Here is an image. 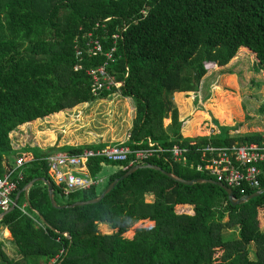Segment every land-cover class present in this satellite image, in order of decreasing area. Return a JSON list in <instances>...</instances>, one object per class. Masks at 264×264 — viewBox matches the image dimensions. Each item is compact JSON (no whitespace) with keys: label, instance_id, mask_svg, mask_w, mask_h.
<instances>
[{"label":"trees","instance_id":"trees-1","mask_svg":"<svg viewBox=\"0 0 264 264\" xmlns=\"http://www.w3.org/2000/svg\"><path fill=\"white\" fill-rule=\"evenodd\" d=\"M88 30L104 50L111 45L110 34L121 32L110 70L122 82L118 95L134 101L126 144L136 147L152 139L165 149L190 148L185 165L173 162L170 152L149 158L147 165L189 182L212 181L196 171L199 147L262 140L259 132L184 138L173 95L196 93L206 65H227L240 47L254 55L256 71L264 72V0H0V177L13 169L15 158L23 161L13 199L31 179L44 178L52 181L60 206L92 200L129 169H121L128 162L90 157L86 166L93 177L100 176L104 165L117 170L101 186L66 197L48 173L50 151L23 157L10 145L8 135L17 126L113 92L94 95L86 74L103 63V56L79 60L75 55ZM165 119H171L168 126ZM96 147L101 146L60 151ZM259 190V196L233 206L216 185H185L163 171L144 168L119 180L95 204L61 209L53 207L48 186L36 182L28 188L27 200L21 193L14 209L0 219V231L10 233L0 239V264H48L53 259V264H264V229L258 222L264 176L258 188L244 195ZM232 192L240 198L236 189ZM150 193L152 203L146 201ZM189 207L192 214L181 212ZM140 221L152 225L136 228L131 238L122 236ZM100 223L111 224L116 233H99Z\"/></svg>","mask_w":264,"mask_h":264},{"label":"rangeland","instance_id":"rangeland-1","mask_svg":"<svg viewBox=\"0 0 264 264\" xmlns=\"http://www.w3.org/2000/svg\"><path fill=\"white\" fill-rule=\"evenodd\" d=\"M242 49L237 50L227 65L207 64L196 93L173 95V103L183 122L184 138H210L221 133L234 137L255 132L264 138V72L256 71L254 55ZM133 116V99L111 92L91 103L77 104L59 114L17 126L8 136L12 149L23 157L48 151L52 154L71 147L105 146L126 137ZM170 123L171 119H165V126ZM107 166L113 170L112 166L104 165L100 173L103 178L107 177L106 171L103 172ZM181 212L190 215L192 207ZM258 222L264 229V209L258 211ZM141 225L151 226L140 221L122 236L131 238ZM97 231L112 234L117 229L111 224L100 223ZM6 250L13 256L11 247ZM219 253L220 250H216L215 255Z\"/></svg>","mask_w":264,"mask_h":264},{"label":"built area","instance_id":"built-area-1","mask_svg":"<svg viewBox=\"0 0 264 264\" xmlns=\"http://www.w3.org/2000/svg\"><path fill=\"white\" fill-rule=\"evenodd\" d=\"M108 18H105L107 20ZM100 22H96V26ZM125 29L122 28L121 32ZM121 32L114 31L110 34L111 45L104 50L101 40L88 30L84 34V45H76L75 55L81 60L83 55L87 57L103 56L104 61L96 67L86 70L87 76L91 80L92 92L98 95L103 91L118 92L122 82L117 81L112 70L116 61L118 39ZM75 69H81L76 65ZM125 76L127 68H124ZM128 139V136L126 137ZM193 145V144H191ZM190 151L188 147L174 146L165 149L152 139H147L144 143H137L136 147H130L125 141L114 142L110 145L83 148L79 152L58 151L46 157L48 173L54 178L61 193L68 197L76 191L89 190L92 187H99L103 184L104 178L91 176L87 170V162L90 157L102 156L106 161L114 163H125L121 169L126 170L134 165H145L149 158L159 157L170 152L173 162L186 164V154ZM200 161L196 166V171L205 174L212 181L222 183L229 189H236L240 197L246 196L244 193L248 189H256L260 186L261 178L264 176V138L261 141L234 142L228 146L207 144L199 147ZM23 164L22 158L14 162L11 171L0 177V211L7 209L13 202L11 195L17 188V184L22 180L19 170ZM87 170V172H76V169ZM79 170V171H80ZM54 259L48 264H53Z\"/></svg>","mask_w":264,"mask_h":264},{"label":"water","instance_id":"water-1","mask_svg":"<svg viewBox=\"0 0 264 264\" xmlns=\"http://www.w3.org/2000/svg\"><path fill=\"white\" fill-rule=\"evenodd\" d=\"M144 168H151V169H156V170H159V171H163L165 175H167L168 177L172 178V179H175L185 185H192V184H209V185H216L218 187H220L222 190L225 191V193L227 194V197H228V200L229 202L231 203V205H239V204H242L244 202H247L257 196H259L262 191L259 190V191H256L250 195H246V196H243V197H240V198H237L235 199L234 196H233V192L231 189H229L228 187H226L225 185H223L222 183H219V182H214V181H203V180H196V181H193V182H189V181H186V180H182V179H179L177 177H175L173 174L171 173H167L165 172L164 170H162L160 167H157L155 165H151V164H145V165H134L132 167H130L121 177L115 179L114 181H112L102 192L101 194L95 198V199H92V200H88V201H81V202H74L70 205H63V206H60L57 204L56 202V199H55V191H54V185L52 183V181L50 180H46L44 178H34V179H31L29 182H27L20 191L16 192L14 194V199H13V202L12 204L5 210H2L0 211V219L6 214L8 213L9 211H11L12 209H14V207L17 205V202H18V199H19V196L21 193H24V196H25V199L27 200V192H28V188L33 185L34 183L36 182H44L47 186H48V192H49V197H50V200H51V203L53 205V207L55 208H73V207H78V206H84V205H88V204H95L97 202H99L109 191L112 190V188L115 186V184L119 181V180H122L126 177H128L130 174H132L133 172H135L136 170H140V169H144ZM66 237H69L68 234H65Z\"/></svg>","mask_w":264,"mask_h":264},{"label":"crops","instance_id":"crops-1","mask_svg":"<svg viewBox=\"0 0 264 264\" xmlns=\"http://www.w3.org/2000/svg\"><path fill=\"white\" fill-rule=\"evenodd\" d=\"M128 136V134H126V137ZM126 137H124L123 139H118L116 142H118V141H125L126 142ZM110 145V144H109ZM103 146V145H102ZM101 146V147H102ZM106 146V145H105ZM104 167V166H103ZM107 169L105 170H103V172H105L106 171V175L108 176V175H110V174H112L113 172H115L116 170H117V168L116 167H113V170H112V168L111 167H106ZM79 172H87V170H80ZM100 177H102L101 175H100ZM103 178V177H102ZM153 200H154V195L152 194V193H150V194H147L146 195V201L148 202V203H152L153 202ZM146 223H150L151 225H152V223L151 222H146ZM10 237V233H9V231H8V229L7 228H2L1 229V231H0V239H2V238H9Z\"/></svg>","mask_w":264,"mask_h":264}]
</instances>
